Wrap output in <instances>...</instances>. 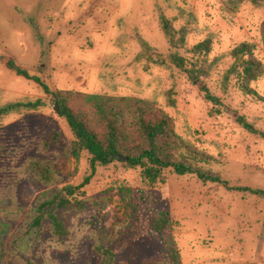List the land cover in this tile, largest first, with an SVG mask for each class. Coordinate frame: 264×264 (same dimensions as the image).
Segmentation results:
<instances>
[{
    "label": "rangeland",
    "instance_id": "obj_1",
    "mask_svg": "<svg viewBox=\"0 0 264 264\" xmlns=\"http://www.w3.org/2000/svg\"><path fill=\"white\" fill-rule=\"evenodd\" d=\"M162 16L178 38L185 34L178 48ZM263 20L264 4L250 0H0V108L38 104L0 119V208H36L56 195L70 207L75 198L86 203L83 210L59 203L47 209L68 227L66 236L56 235L49 219L36 230L30 215L13 221L15 247L6 264H100L98 246L112 250L116 264H163V240L149 229L162 211L173 222L182 264H264V196L228 188L264 189V102L226 77L242 42L253 43L264 64ZM206 40L210 51L195 53ZM173 52L185 57L187 69L207 75L194 81L172 61ZM10 60L52 92L155 101L177 134L211 157L199 165L220 172L228 185L171 168L164 183L150 184L141 167L119 160L93 173L89 152L67 153L74 133L55 110L54 93L17 75ZM251 87L264 96V75ZM32 158L53 161V184L26 171Z\"/></svg>",
    "mask_w": 264,
    "mask_h": 264
},
{
    "label": "trees",
    "instance_id": "obj_2",
    "mask_svg": "<svg viewBox=\"0 0 264 264\" xmlns=\"http://www.w3.org/2000/svg\"><path fill=\"white\" fill-rule=\"evenodd\" d=\"M255 4H264V0H250ZM161 23L166 36L172 46L178 48V38L173 28L172 21L167 17H161ZM264 42V20L261 25ZM144 48L149 47L143 42ZM211 41L206 40L194 46L193 51L201 54L209 52ZM235 59L233 66L227 71L226 77L235 76L239 87L246 94H252L264 102V96L259 94L251 83L264 75V64L255 55V45L250 42H242L232 50ZM172 61L180 68L190 73L194 81L207 75L202 70L194 68L187 69L186 59L178 52L171 54ZM11 67L19 76L33 79L40 83L47 94H52V100L60 107V115L68 122L74 133V140L67 153L79 158L84 151L90 153L91 169L94 173L98 165H108L117 156L122 155L128 159L127 166L131 168L141 167L143 177L150 183H164V172L171 168L179 175L196 174L204 182H214L228 185L221 173L213 169H206L199 165L201 162L211 160L210 156L201 152L179 136L175 130L173 119L152 100L133 96H110L103 94H88L72 91L59 90L52 92L48 84L37 76L32 75L28 70L21 68L14 60L8 61ZM195 65V64H192ZM195 67V66H194ZM207 97L214 99L210 93ZM37 102H15L4 105L0 108V119L13 112H18L24 107H36ZM240 123L250 132L259 133V130L252 124L241 118ZM264 137V132H260ZM54 163L50 159L32 158L26 171L32 173L44 184H53L57 179V172ZM230 190L250 192L264 196V189H255L249 186H228ZM70 194L73 193L67 187ZM75 204L71 207L70 200L60 195L50 200L42 201L38 207L26 209L24 206L12 205L0 208V264H6L13 248L15 233L13 221L19 222L24 216H32L30 228L36 230L45 219L51 220L54 233L59 236L68 235L69 229L59 216L53 211L47 210L57 203L65 205L70 210H83L86 203L75 198ZM26 214V215H25ZM149 229L161 236L165 246L168 261L163 264H182L180 252L172 234L173 222L166 212L162 211L154 216ZM97 251L101 254L100 264H116L115 253L104 246H98ZM31 264H33L31 262Z\"/></svg>",
    "mask_w": 264,
    "mask_h": 264
},
{
    "label": "water",
    "instance_id": "obj_3",
    "mask_svg": "<svg viewBox=\"0 0 264 264\" xmlns=\"http://www.w3.org/2000/svg\"><path fill=\"white\" fill-rule=\"evenodd\" d=\"M55 110L58 112V113H61V111H60V108H59V105L58 104H56L55 105ZM120 160H123L124 162H128V159L127 158H125V157H123L122 155H118L117 156Z\"/></svg>",
    "mask_w": 264,
    "mask_h": 264
}]
</instances>
